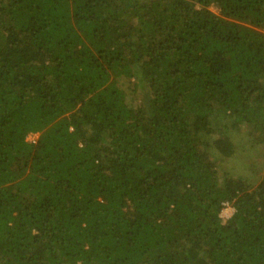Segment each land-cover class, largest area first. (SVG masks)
Segmentation results:
<instances>
[{"label": "trees", "instance_id": "1", "mask_svg": "<svg viewBox=\"0 0 264 264\" xmlns=\"http://www.w3.org/2000/svg\"><path fill=\"white\" fill-rule=\"evenodd\" d=\"M0 264H264V0H0Z\"/></svg>", "mask_w": 264, "mask_h": 264}, {"label": "rangeland", "instance_id": "2", "mask_svg": "<svg viewBox=\"0 0 264 264\" xmlns=\"http://www.w3.org/2000/svg\"><path fill=\"white\" fill-rule=\"evenodd\" d=\"M212 11H216V10L212 8ZM29 138H30V140H32V139H37V136H31V137H29ZM232 214H233V211H232L231 209H226V210H224V214H223V216H224V217H228V216H230V215H232Z\"/></svg>", "mask_w": 264, "mask_h": 264}, {"label": "built area", "instance_id": "3", "mask_svg": "<svg viewBox=\"0 0 264 264\" xmlns=\"http://www.w3.org/2000/svg\"><path fill=\"white\" fill-rule=\"evenodd\" d=\"M226 209H231L232 211H233V209L229 206V204L228 203H225L224 204V209H223V211H222V216H223V214H224V210H226ZM231 216V215H230ZM230 216H228V217H230Z\"/></svg>", "mask_w": 264, "mask_h": 264}]
</instances>
